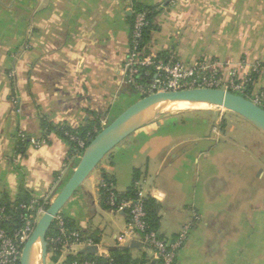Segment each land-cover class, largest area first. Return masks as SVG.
Returning a JSON list of instances; mask_svg holds the SVG:
<instances>
[{
	"label": "crops",
	"instance_id": "1",
	"mask_svg": "<svg viewBox=\"0 0 264 264\" xmlns=\"http://www.w3.org/2000/svg\"><path fill=\"white\" fill-rule=\"evenodd\" d=\"M134 5L155 9L148 43L158 56L264 60V0H0V203L50 204L81 155L53 127L106 126L141 97L119 78ZM18 131L45 142L21 143ZM102 172L118 194L136 185L155 201L161 236L186 227L178 264H264V135L241 115L214 105L162 112L113 147L61 209L93 240L68 258L127 249L153 263L128 210L101 197Z\"/></svg>",
	"mask_w": 264,
	"mask_h": 264
},
{
	"label": "built area",
	"instance_id": "2",
	"mask_svg": "<svg viewBox=\"0 0 264 264\" xmlns=\"http://www.w3.org/2000/svg\"><path fill=\"white\" fill-rule=\"evenodd\" d=\"M130 9L129 48L120 71V82L132 87L140 96L157 91L190 89L196 87L218 88L244 96L264 109V60L252 62L241 59L234 65L228 62L202 57L186 62L172 55L158 56L149 50V43H141L143 30L149 25L148 9L132 6ZM144 78V80H142ZM92 127L85 135L64 131L66 138L80 152L104 126ZM19 142L28 140L33 146L44 139L17 133ZM135 196L122 197L114 189L112 180L99 179L98 189L105 204L114 210H128L130 231L137 235L139 244L152 253L156 264H178L177 255L183 245L187 229L184 227L175 237L165 238L146 220V195L133 186ZM46 199L37 204L34 199L18 205H0V264H19L24 242L30 236L39 217L47 206ZM53 230L47 235L46 264H115L112 254L104 259L77 256L68 258L75 244H91L78 230L71 229L60 210L53 219ZM125 234V233H124ZM123 236V235H122ZM148 264V263H146Z\"/></svg>",
	"mask_w": 264,
	"mask_h": 264
},
{
	"label": "water",
	"instance_id": "3",
	"mask_svg": "<svg viewBox=\"0 0 264 264\" xmlns=\"http://www.w3.org/2000/svg\"><path fill=\"white\" fill-rule=\"evenodd\" d=\"M172 101L223 107L244 117L264 135V109L239 94L218 88L196 87L157 91L139 97L86 144L67 181L39 217L30 236L24 242L19 264H34L37 247L40 248L39 264H46L48 247L46 237L57 213L113 147L160 115Z\"/></svg>",
	"mask_w": 264,
	"mask_h": 264
},
{
	"label": "trees",
	"instance_id": "4",
	"mask_svg": "<svg viewBox=\"0 0 264 264\" xmlns=\"http://www.w3.org/2000/svg\"><path fill=\"white\" fill-rule=\"evenodd\" d=\"M135 6H137V5H135ZM137 7H143V8L148 9V11H149V13H148L149 25L144 28L143 36H142V39H141V43H147L150 40V32H151V29H152V16L155 13V9H154V7H147V6H140V5H138ZM142 80H144V78ZM53 128L59 135H61L62 137L66 138V136L64 135V131L65 130H69L71 132L75 131L79 135L83 136V135H85V133L87 131L92 129V126L91 125H87V126L78 127V128H75V129H71V128L66 127V126H58L56 128L54 126ZM101 178L103 180H106V181L112 180V178L105 172L101 173ZM133 196H135V190H134L133 186H130L126 190V192L124 194H122V197H133ZM27 199L28 198H26V197H19L11 205H18L19 203L27 202ZM1 204H4L5 206H9L10 205V204L6 205L8 203H6V204L5 203H0V205ZM145 209H146V220L148 221V223H149V225L151 227L157 229L158 218L156 216V204H155V201L151 197H148V196L146 197ZM65 219H66V217H65ZM66 222H67V225L69 226L67 219H66ZM52 230H53V226H51L48 234H50L52 232ZM111 254H112V256H113V258L115 260L114 261L115 264H145V262H144V260L142 258H137V259L132 258L130 256V254L128 253L127 249L116 250V251H113ZM150 264H156V263L153 262V263H150Z\"/></svg>",
	"mask_w": 264,
	"mask_h": 264
},
{
	"label": "bare ground",
	"instance_id": "5",
	"mask_svg": "<svg viewBox=\"0 0 264 264\" xmlns=\"http://www.w3.org/2000/svg\"><path fill=\"white\" fill-rule=\"evenodd\" d=\"M202 107H207V104H191L181 101H172L167 105L166 109L169 108V111L173 112L187 108H202Z\"/></svg>",
	"mask_w": 264,
	"mask_h": 264
},
{
	"label": "rangeland",
	"instance_id": "6",
	"mask_svg": "<svg viewBox=\"0 0 264 264\" xmlns=\"http://www.w3.org/2000/svg\"><path fill=\"white\" fill-rule=\"evenodd\" d=\"M167 111H169V108L163 110V112H167ZM80 153H81V151H80ZM34 256H35L34 257V264H39L40 263V248H38V247L36 248Z\"/></svg>",
	"mask_w": 264,
	"mask_h": 264
}]
</instances>
